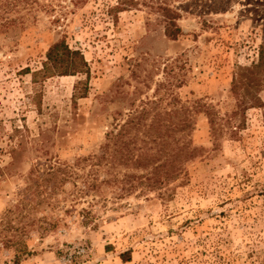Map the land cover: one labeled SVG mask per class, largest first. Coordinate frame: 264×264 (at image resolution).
I'll return each mask as SVG.
<instances>
[{
	"label": "rangeland",
	"instance_id": "1",
	"mask_svg": "<svg viewBox=\"0 0 264 264\" xmlns=\"http://www.w3.org/2000/svg\"><path fill=\"white\" fill-rule=\"evenodd\" d=\"M114 3L20 1L17 24L0 22V264H264V81L253 101L232 92L238 69L259 60L264 0H176L178 37L150 7L110 14ZM61 40L89 75L33 82ZM181 104L190 121L172 133L195 156L168 184L130 186L124 173L146 170L129 162H77L102 155L134 110L150 123ZM47 166L73 178L58 174L55 191L32 181ZM87 179L98 188L79 194Z\"/></svg>",
	"mask_w": 264,
	"mask_h": 264
},
{
	"label": "trees",
	"instance_id": "2",
	"mask_svg": "<svg viewBox=\"0 0 264 264\" xmlns=\"http://www.w3.org/2000/svg\"><path fill=\"white\" fill-rule=\"evenodd\" d=\"M30 0H0V22L1 26L8 28L17 24L16 19H12L10 14L16 13L18 2ZM176 0H115L114 6L109 7V13H119L139 6L150 7L160 18V22L164 27V33L170 37H178L184 34V30L179 23L182 18V10L175 5ZM221 2V0H217ZM262 1V0H261ZM215 0H210L209 4H214ZM218 10L222 9V5H212ZM189 8V7H188ZM24 20L25 18L22 17ZM210 20L204 19L203 24L209 25ZM19 23H24L20 21ZM264 28V25H263ZM64 70L62 75H76L85 72L89 75L88 61L81 49H73L65 40L54 43L47 52V59L43 62L42 69L34 71L33 82L37 78L48 74L54 75ZM62 73V72H60ZM232 92L235 96L249 98L253 101L254 92L258 86L264 81V43L259 48V60L250 67H240L235 73ZM83 94L82 89L76 87V95ZM205 113L210 116L212 107L203 105ZM187 106L181 104L174 114L157 115L148 123V111L134 110L131 115L122 124H117L119 129L107 132L106 143L102 155H91L88 158H80V161H99L112 165L114 162L131 163L134 167H140L146 170L145 174L124 173L123 181L130 182V186L135 185L133 180L139 181L147 189H159L168 184L171 179L176 178L182 171L181 161H188L195 156V149L191 148L189 143L182 141V136L177 137L173 134L171 127L181 130L187 126L189 116ZM204 109V110H205ZM215 123V118L211 121ZM169 122V123H168ZM214 123H212L214 125ZM215 126V125H214ZM135 131L132 133V131ZM217 130V127H214ZM19 133L20 129H16ZM142 135V137H140ZM172 137V139H169ZM23 148V142L10 149L12 157L15 159L19 151ZM61 165V164H60ZM63 173L64 181L73 178L74 173L68 172L66 167L47 166L41 174L34 173L31 177L32 181L40 180L52 183L51 188L55 191L57 186V176ZM97 179L84 182V186L78 190V193H86L91 187L98 188ZM47 186L43 185L42 188ZM46 196V195H45ZM87 217L86 214H83ZM3 219L0 221L2 224ZM17 263V262H16Z\"/></svg>",
	"mask_w": 264,
	"mask_h": 264
},
{
	"label": "built area",
	"instance_id": "3",
	"mask_svg": "<svg viewBox=\"0 0 264 264\" xmlns=\"http://www.w3.org/2000/svg\"><path fill=\"white\" fill-rule=\"evenodd\" d=\"M86 250H87L86 246L82 245V247L80 248L78 252L81 253L82 251H86Z\"/></svg>",
	"mask_w": 264,
	"mask_h": 264
}]
</instances>
